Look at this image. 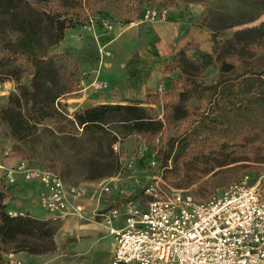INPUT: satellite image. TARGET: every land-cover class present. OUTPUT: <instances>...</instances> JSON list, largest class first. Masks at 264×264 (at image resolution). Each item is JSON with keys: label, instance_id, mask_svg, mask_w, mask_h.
Returning a JSON list of instances; mask_svg holds the SVG:
<instances>
[{"label": "trees", "instance_id": "1", "mask_svg": "<svg viewBox=\"0 0 264 264\" xmlns=\"http://www.w3.org/2000/svg\"><path fill=\"white\" fill-rule=\"evenodd\" d=\"M32 1L53 6L49 14L32 12L31 20L37 17L38 23L28 18L26 21L20 14L23 0H0V83L14 84V92L0 108V121L7 125L17 149L19 143L39 141L40 128L54 135L55 131L44 124L64 119L74 131L89 132L92 136L85 143L84 151L90 156L84 179L95 181L112 177L120 170L119 157L113 148L120 143V138L108 126H119L124 138L130 135L154 138L162 131L163 121L149 109L137 105H98L67 115L57 104L58 101L65 107L62 99L66 92L56 63L45 52L46 47L56 46L65 30L94 20L99 8H110L103 16L105 23L118 19L122 25H131L141 19L149 4L159 1L165 7L175 0ZM182 1L205 4L206 0ZM34 24L42 28L37 30ZM44 27L47 37H44ZM232 27L230 24L222 26ZM209 28L217 30L213 25ZM239 35L236 32L233 40L224 45L236 46ZM212 40V55L203 54L200 63L191 61L182 51L177 53L167 70L177 71L179 76L170 80L165 91L146 97L162 104L164 112L169 111L173 120L185 122L182 132L171 140V152L160 165L162 180L180 189L191 188L199 178L235 163L264 164V53L251 58L223 57L214 34ZM43 45L44 52H38ZM206 65L218 72L210 83L203 81ZM26 69L29 79L25 84L22 78ZM194 99H203V102L190 106ZM56 134L65 144H82L75 133L60 131ZM172 151L171 164L167 165ZM216 188L205 185L195 192L204 197ZM4 197L0 190V264L1 254L8 251L31 255L55 251L56 226L28 216L10 217L1 204Z\"/></svg>", "mask_w": 264, "mask_h": 264}, {"label": "built area", "instance_id": "2", "mask_svg": "<svg viewBox=\"0 0 264 264\" xmlns=\"http://www.w3.org/2000/svg\"><path fill=\"white\" fill-rule=\"evenodd\" d=\"M165 14L166 9H162L150 17L164 19ZM158 92H163V87ZM118 146L113 148L120 170L111 179L114 185H103L98 197L114 188L120 201L92 214V219L113 236L111 264H264V176L251 184L245 175L239 182L199 197L162 180L159 157L147 142L140 143L131 154L132 160L126 162ZM135 157L145 161L148 175L135 174ZM130 171L134 172L131 178L139 190L137 196L116 185ZM17 173L41 187L38 206L53 225L68 214L69 197L80 195L56 173L29 162L9 170L6 180L13 183ZM73 212L82 217L79 206ZM7 214L26 217L23 213ZM118 220L123 224L114 228ZM8 264L22 263L9 259Z\"/></svg>", "mask_w": 264, "mask_h": 264}, {"label": "rangeland", "instance_id": "3", "mask_svg": "<svg viewBox=\"0 0 264 264\" xmlns=\"http://www.w3.org/2000/svg\"><path fill=\"white\" fill-rule=\"evenodd\" d=\"M22 5L23 7L20 9V14L24 15L26 21L28 18L34 23H38V18L35 17L31 20L33 16L32 12L49 14L53 9V6L49 3H37L32 0H23ZM161 5L162 4H160L159 1L149 4L143 10L141 19L133 24L161 20V17H155L154 19H151L150 17L152 12H160L162 9L165 10L170 7V5L165 7ZM204 7L205 22H207L208 26L213 25L217 30H220L222 26L230 24L234 26L232 28L233 33H240L236 46L231 48L230 46L227 47L224 45V50H222L224 46L220 47L219 53H221L223 57L241 56L251 58L260 56L264 53V0H206ZM99 11V14H97L95 16L96 18L91 22H84L73 29L65 30L64 37H67L65 41L66 49H59L62 39L56 46H47L45 50L46 54L54 60L59 70L61 84L66 92L63 97L64 99L62 100H69L67 102H62L65 107L60 106L57 101L58 107L70 116L75 112L82 113L81 111L84 109L71 112L68 108L69 104L77 103L84 105V102H86L87 99L93 98V95L91 94V86L96 87L97 91H101L107 87L105 86L106 84L98 79L96 74L92 75L97 62V56H95V54L97 53L98 61L100 63L103 58L112 57L125 61V42H128V39L131 41L129 49L138 48L142 42V36L144 34L143 30L145 29L144 26L126 33H121L111 44L110 51L108 48H104L103 46L109 42H103L106 35L115 36L117 33L132 24L122 25V23L118 22V19L109 24L105 23L103 16L110 11V8H99ZM35 27L37 30L42 28V26L39 28L36 25ZM43 33L44 37H47V29H45V27ZM139 37L141 41L140 43H138ZM44 49V45L42 47L40 46L38 52L42 53L44 52ZM101 53L103 55H101ZM83 54L87 55L85 56ZM80 67H83L82 70H80ZM205 70L203 81L210 83L217 77L218 72L211 65H206ZM101 71V78L106 79L110 84L115 85L116 80L122 75L123 69H120L118 64H112L110 70H107L104 67ZM28 73V69H26L22 78V82L25 84L28 83ZM1 84L3 83H0V108L7 104V100L4 103L1 99L8 98L9 94L14 92V90L12 92L9 90V85L3 87ZM110 90L111 88L109 87L103 92H109ZM73 98H82V100H76V102H73V100H70ZM202 100L194 99L190 106L200 105L203 102ZM167 103L170 104V100H168ZM150 104H153L154 106L152 107ZM136 105L149 109L154 116L163 121V129L156 137L152 138L148 135H130L124 138L121 134V129L116 124L109 125L108 129H111L119 136V145L125 142V145L118 146L121 155H124L125 162L126 160H132L131 154L140 143L147 142L152 146L153 151L157 153L160 164L161 162L163 164L165 156L171 152V140L175 139V137L182 132L185 122L183 120H173L169 111L164 112L162 104L146 101L145 103ZM104 106L106 105H103L102 107ZM44 125L55 131V134L52 135L49 132L43 131V128H40L39 141L19 143L16 147L24 154L30 164L50 170L56 173L68 186H74L77 182L87 176L86 162L90 153L85 152L84 149L86 148L85 143H87L92 136L89 132L83 133L81 130L74 131L64 119L59 121H47ZM6 130L9 132L7 125L0 121V136L5 135L7 133ZM60 131L63 133L77 134L78 137H80L79 143L82 144L74 145L70 142L65 144L63 142L64 140L56 134V132ZM156 140H158V142H156ZM173 154L174 152L172 151L167 165L171 164ZM133 160L134 166L140 162L136 157ZM140 167H142V170L138 173V169L136 168L135 174H138V176L141 177L149 174L148 171H146V165ZM261 169H264V164L261 163H235L216 169L206 177L199 178L191 188H188V190L196 194L195 189L197 190L198 188L205 187V185L216 186L217 190L231 183L239 182L245 175L248 176L249 181L255 183L264 176V172H259ZM166 183L169 184L168 182ZM103 233V229L98 227L95 235L96 239L99 240V246H105L109 242L107 238L102 236ZM5 264H8V262Z\"/></svg>", "mask_w": 264, "mask_h": 264}, {"label": "crops", "instance_id": "4", "mask_svg": "<svg viewBox=\"0 0 264 264\" xmlns=\"http://www.w3.org/2000/svg\"><path fill=\"white\" fill-rule=\"evenodd\" d=\"M205 21L204 4H190L175 0L173 5L166 9L164 19L132 24L115 36L106 35L103 42H109L103 47L109 50L111 44L121 33L145 27L142 42L140 37L138 38V43L141 42L138 48L129 49L131 41L128 39V42H125V61L112 57L103 58L100 63L97 53L95 54L97 62L92 75L96 74L98 79L106 84L105 89L110 87L111 90L109 92H103L105 89L97 91L96 87L91 86L93 98L87 99L84 105L71 103L68 105L69 110L74 112L98 105L142 104L149 101L146 100V97L156 94L160 87H163V91H165L169 87L170 80L179 76L177 71L167 70V66L173 63L177 53L182 51L191 61L200 63L203 54H212L214 49L213 34L218 46L233 40L235 34L232 31L233 27L212 31ZM66 38L65 36L61 41L59 49L65 48ZM112 64H118L119 68L123 69L122 75L116 80L115 85L101 78V70L104 67L110 70ZM82 68L80 67V70ZM1 85L3 87L9 85L11 92L14 90L13 82H5ZM1 100L5 103L7 98ZM70 100L76 102L82 98ZM150 106L154 105L150 104ZM6 132L5 135L0 136V190L5 194L1 204L6 212L23 213L40 221H50L49 215L38 206L41 187L37 183L26 182L20 173L14 174L13 183L6 180V173L9 170L16 169L22 162H29L19 149H15V142L7 130ZM123 145L125 142L119 146ZM143 165H146L145 161H140L135 166L138 173L142 170L140 166ZM133 174L134 172L130 171L118 179L116 185L120 190L129 191L137 196L139 190L131 178ZM112 178L113 176L95 181L82 179L72 186L79 191L80 195L69 197L68 214L55 225L57 228L53 238L56 246L55 251L43 255L8 251L1 254V264H5L9 259L20 261L22 264H111L114 249L113 236L92 219V214L95 209H106L120 201L121 197L114 188H111L109 193L103 194L101 198L98 197L99 190L103 185L109 184L111 187L114 185L111 182ZM136 200L139 201V198L137 197ZM76 206L81 208V218L73 212V208ZM122 224L123 221L118 220L113 223V227L120 228ZM98 227L104 231L102 236L109 240L105 246L98 245L99 240L95 235Z\"/></svg>", "mask_w": 264, "mask_h": 264}]
</instances>
